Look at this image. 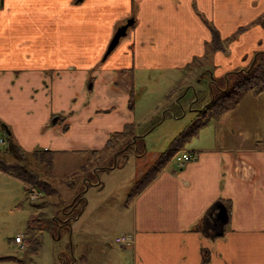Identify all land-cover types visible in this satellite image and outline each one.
Segmentation results:
<instances>
[{
    "label": "crops",
    "instance_id": "1",
    "mask_svg": "<svg viewBox=\"0 0 264 264\" xmlns=\"http://www.w3.org/2000/svg\"><path fill=\"white\" fill-rule=\"evenodd\" d=\"M140 1L137 30H128L106 56L119 25L132 18L130 0H0V138L10 135L31 158L52 152L54 170L65 155L90 153L80 167L89 177L107 167L113 136L135 126L139 101L132 104L133 97L137 86L142 97L146 80L141 73L162 71L173 82L178 72L207 60L212 79H225L264 52V0ZM205 21L219 31L225 52H210L213 35ZM240 28L245 32L233 40ZM248 95L253 101L262 96ZM254 107L241 101L213 119L131 199L129 226L118 237L133 239L132 247L121 246L132 264H264V116L260 128L249 114ZM185 152L197 159L183 160ZM163 154L152 165L139 158L150 164L139 180ZM39 166L33 169L57 190ZM89 183L82 181L84 190ZM22 194L28 197L25 186ZM23 196L14 208L24 206ZM219 203L228 210L223 226Z\"/></svg>",
    "mask_w": 264,
    "mask_h": 264
},
{
    "label": "rangeland",
    "instance_id": "2",
    "mask_svg": "<svg viewBox=\"0 0 264 264\" xmlns=\"http://www.w3.org/2000/svg\"><path fill=\"white\" fill-rule=\"evenodd\" d=\"M193 7L198 15L204 18L196 3ZM121 8L124 13V8ZM130 11L128 13L131 19L139 24L141 1L130 0ZM128 20L120 24L118 29L126 25ZM136 30L137 26L129 28V32ZM166 34L169 35V32ZM136 45L135 41L132 45L129 43V52L134 50ZM131 59L135 67L139 66L136 57ZM207 65L212 66L207 60L197 61L178 72V77L173 82H168L167 78L170 76L162 71L141 73L143 80L146 79L144 84L139 81V85L143 84V95L138 98L141 90L137 86L132 102L134 104L139 101L135 129L112 147L109 161L105 163L108 168L102 167L98 174L92 170L93 174L89 177L83 174L80 167L90 153L87 156L65 155L59 158L57 168L53 172L39 164L38 171L44 172V178L48 174L47 179L54 181L58 196H44L43 199L32 202L25 195H21L24 186L19 181L16 183L9 177H2L3 173L0 171V258H16L15 261H0V264H85L82 261L84 257H89L93 264H132L131 253L122 252L116 238L125 235L123 230L129 226L128 210L131 196L141 180L140 174L147 171L146 168L153 164L154 158L165 153L175 139L200 115V110L215 96L219 97L222 94L220 90L228 86L224 79H212ZM231 83L233 84L232 80ZM172 87L178 89L167 99L168 91ZM251 98V95H247L241 101L244 105L251 101L255 103L254 113L249 114L255 115L257 125L262 128L264 94L258 99L254 98L255 101ZM204 115L208 117L209 114L206 111ZM227 129L230 128L226 127ZM142 156L146 157L150 164L141 163L139 158ZM86 168L89 169L88 166ZM86 178L90 180L87 184L90 188L88 191L87 188L84 190L82 184ZM79 192H85L86 203L71 211V217L74 219L70 222L71 225L64 226L62 230L56 229L58 219L65 218L63 209H71L69 205ZM22 196L24 206L14 208ZM81 215V220L76 221ZM33 219L41 220V224L37 223L35 231V237L41 243L37 253L26 245V240L25 249L17 248L14 240L18 234L27 235V226ZM106 244L109 253L103 255L101 248Z\"/></svg>",
    "mask_w": 264,
    "mask_h": 264
},
{
    "label": "trees",
    "instance_id": "3",
    "mask_svg": "<svg viewBox=\"0 0 264 264\" xmlns=\"http://www.w3.org/2000/svg\"><path fill=\"white\" fill-rule=\"evenodd\" d=\"M205 23L209 26L213 35L212 42L208 46L210 52H225V46L219 31L207 21H205ZM245 30V28H240L232 39L234 40L238 38L245 32ZM224 80L228 83V86L220 90L222 94L219 97L215 96L209 107L205 111L201 112L200 115H198L197 118L190 124L187 130L175 139L169 149L160 157L158 162L139 181L138 188L131 196V199L146 188L147 185L151 183L158 173L167 165V163L175 157L178 151L192 141V139L197 137L200 131L208 126L213 119H220L225 114L232 112L237 108L241 100L246 95L252 94L255 97H259L264 93V52H257L255 54L250 67L243 71L232 72L228 74ZM231 80L233 81V84L231 83ZM176 90H173V92H176ZM206 111L209 114L208 117H205L206 115H204ZM4 128L6 129L5 126ZM133 128L134 126L130 125L126 127L124 132L115 134L112 140L108 143V148L114 147L116 143H119L121 139L130 134L134 130ZM2 132L5 131L2 130ZM1 139L4 140L3 144H0V171L2 173L23 182L26 187L27 196L33 188H40L42 190L43 196L40 199H43L44 196L46 198L53 194L59 195L58 190L53 188L50 184L45 183L41 174L33 169V166L38 163L46 167L48 170H54L55 155L52 152H36L33 154L32 159L30 155L26 153L10 135H8L6 139L3 137ZM96 153L97 152H94V155H96ZM32 160L35 161L33 166L32 164L34 161ZM92 163L93 162H91V164ZM86 167L87 165L84 166V171H87ZM79 198L81 197H77L75 199V205H77V202L80 201ZM37 223L41 224V220L33 219L29 222L27 235L25 236L26 245L35 253H37L41 247L40 241L35 237ZM15 260V257L0 258V261ZM82 261H84L85 264H89L86 257H84Z\"/></svg>",
    "mask_w": 264,
    "mask_h": 264
},
{
    "label": "built area",
    "instance_id": "4",
    "mask_svg": "<svg viewBox=\"0 0 264 264\" xmlns=\"http://www.w3.org/2000/svg\"><path fill=\"white\" fill-rule=\"evenodd\" d=\"M3 139H0V144H3ZM182 159L185 161H194L197 159V155L195 153L185 152L182 155ZM43 196V192L40 188H33L29 194L28 198L32 202H37ZM15 243L17 248L25 249V236L23 234H18L15 237ZM116 242L121 245L122 247H132L134 245L133 239L129 236H121L116 239Z\"/></svg>",
    "mask_w": 264,
    "mask_h": 264
},
{
    "label": "water",
    "instance_id": "5",
    "mask_svg": "<svg viewBox=\"0 0 264 264\" xmlns=\"http://www.w3.org/2000/svg\"><path fill=\"white\" fill-rule=\"evenodd\" d=\"M78 1H83V0H78ZM134 25V20H128L127 24L122 26L121 28H119L116 32V34L114 35L106 56L110 55L120 44V41L123 38H126L128 35V30L131 26ZM217 209H218V214H217V220L221 223V225H225L228 222V210L226 208V206L222 203H219L217 205ZM219 236L222 235V232L218 233Z\"/></svg>",
    "mask_w": 264,
    "mask_h": 264
},
{
    "label": "flooded vegetation",
    "instance_id": "6",
    "mask_svg": "<svg viewBox=\"0 0 264 264\" xmlns=\"http://www.w3.org/2000/svg\"><path fill=\"white\" fill-rule=\"evenodd\" d=\"M213 85V83H211V86ZM212 101V100H211ZM211 103V102H210ZM210 103H208V104H206L205 105V107L203 108V110H200L201 112H203V111H205L208 107H209V105H210ZM83 195V196H82ZM84 195H85V192H83V193H81L80 195H78L77 197H81V198H79V202H77V205H75V203H74V201H75V199H74V201L71 203V205H69V207H71V209H69V210H66V208H64L63 209V216L65 217V218H63V219H58V221L56 222V223H58L57 225H55V223H54V225H55V227H56V229H59V230H62V228L64 227V226H68V224H70L71 225V221H73L74 219L71 217V211H74V210H77V208L79 207V206H83L85 203H86V198H84ZM83 202V203H82ZM72 204H73V206H72ZM80 212V211H79ZM78 212V213H79ZM78 215V214H77ZM76 218V217H75Z\"/></svg>",
    "mask_w": 264,
    "mask_h": 264
}]
</instances>
